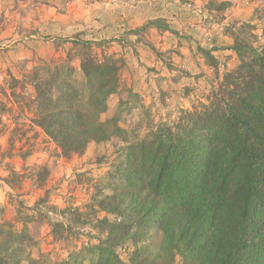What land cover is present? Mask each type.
I'll return each instance as SVG.
<instances>
[{"label":"rangeland","instance_id":"1","mask_svg":"<svg viewBox=\"0 0 264 264\" xmlns=\"http://www.w3.org/2000/svg\"><path fill=\"white\" fill-rule=\"evenodd\" d=\"M235 45L264 53V0H0L2 263L72 264L78 256L89 264L106 236L98 222L115 221L96 202L122 183L115 175L125 143L92 142L65 157L33 124L35 67L69 60L80 80L86 52L124 63L100 118H116L131 142L206 104L240 64ZM147 58L155 64H140ZM12 78L23 81L14 95ZM133 251L131 243L115 249L125 263Z\"/></svg>","mask_w":264,"mask_h":264},{"label":"trees","instance_id":"2","mask_svg":"<svg viewBox=\"0 0 264 264\" xmlns=\"http://www.w3.org/2000/svg\"><path fill=\"white\" fill-rule=\"evenodd\" d=\"M233 50L240 64L206 104L131 142L116 118H100L119 88L120 61L86 52L80 80L69 60L30 73L33 124L63 156L92 142L126 144L117 149L122 183L96 202L115 221L98 222L106 236L89 264H172L175 256L183 264H264V53ZM22 84L12 78L10 95ZM126 243L134 246L127 263L115 252Z\"/></svg>","mask_w":264,"mask_h":264},{"label":"crops","instance_id":"3","mask_svg":"<svg viewBox=\"0 0 264 264\" xmlns=\"http://www.w3.org/2000/svg\"><path fill=\"white\" fill-rule=\"evenodd\" d=\"M151 19V18H150ZM155 19V18H154ZM148 20H149V18H148ZM207 45H209V44H207ZM226 52H229V53H232V51L229 49L228 51H226ZM213 53V52H212ZM138 63H139V61H137ZM141 62H143V63H145V65H151V66H153L155 63H154V60L152 59V60H150V59H146V60H140V64H141ZM151 62H152V64H151ZM124 64V63H123ZM127 65V64H126ZM125 66V65H124ZM127 67V66H126Z\"/></svg>","mask_w":264,"mask_h":264}]
</instances>
